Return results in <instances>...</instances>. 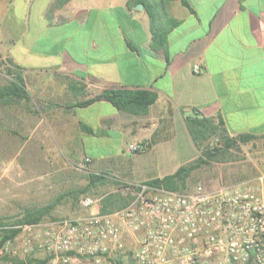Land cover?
I'll return each instance as SVG.
<instances>
[{"label":"crops","instance_id":"1","mask_svg":"<svg viewBox=\"0 0 264 264\" xmlns=\"http://www.w3.org/2000/svg\"><path fill=\"white\" fill-rule=\"evenodd\" d=\"M187 1L0 0V59L19 68L29 100L35 92L53 115L35 128L42 144L52 136L82 150L74 160L86 172L140 183L199 156L187 120L207 117L230 137L255 135L239 143L240 156H264V0ZM150 12L164 28L178 21L162 45ZM105 88L150 90L157 99L144 115L107 100L72 106ZM129 143L143 148L130 152ZM178 156L188 159L175 163ZM153 167L158 175L136 176Z\"/></svg>","mask_w":264,"mask_h":264},{"label":"built area","instance_id":"2","mask_svg":"<svg viewBox=\"0 0 264 264\" xmlns=\"http://www.w3.org/2000/svg\"><path fill=\"white\" fill-rule=\"evenodd\" d=\"M193 71L203 68L195 63ZM142 148L127 144L130 152ZM263 180L260 175L258 181ZM116 190L132 195L124 207L15 225L20 232L0 252L17 256L42 250L53 264H264L262 185L243 180L169 190L128 182ZM96 201L86 196L81 204Z\"/></svg>","mask_w":264,"mask_h":264},{"label":"rangeland","instance_id":"3","mask_svg":"<svg viewBox=\"0 0 264 264\" xmlns=\"http://www.w3.org/2000/svg\"><path fill=\"white\" fill-rule=\"evenodd\" d=\"M6 58L0 59V86L13 80L8 73ZM56 117V115H55ZM52 114L44 111V106L35 92L30 100L17 99L10 103L0 102V222L13 221L23 214L28 207H40L57 198L59 199L49 216L40 222H48L65 217H76L87 214L100 206L101 196L116 188L103 185L75 197L73 191L83 187L87 180L84 165L77 164L74 157L82 150L70 146L50 136V144L44 145L38 134L46 121H51ZM47 126V125H46ZM50 133L52 129H46ZM33 131V132H32ZM257 147L262 148L261 141ZM219 137L212 136L205 146H220ZM115 146H109L110 150ZM254 146H250L253 148ZM98 148V147H96ZM247 151V149H246ZM244 150L238 145L232 151L221 154L217 160L195 169L187 179L186 188L196 183H203L212 188L249 180L255 186L263 182L258 176L264 175V156H240ZM188 156H178L175 163H184ZM153 164L160 163V156H142ZM170 164V162H169ZM178 165V164H177ZM166 171H170L167 167ZM159 169L153 167L136 176L148 177L158 175ZM137 177V178H138ZM128 183V182H126ZM260 185V186H261ZM185 188V189H186ZM89 196L97 201L85 207L82 198ZM11 258H16L13 262ZM42 260H46L43 262ZM82 260L78 264H85ZM0 264H53L42 250H34L29 255L11 256L7 251L0 252Z\"/></svg>","mask_w":264,"mask_h":264},{"label":"trees","instance_id":"4","mask_svg":"<svg viewBox=\"0 0 264 264\" xmlns=\"http://www.w3.org/2000/svg\"><path fill=\"white\" fill-rule=\"evenodd\" d=\"M129 1L131 2V0H128V3ZM181 2L189 7V2L187 0H181ZM150 18L153 40L156 44L162 45L165 43V37L169 27L176 25L178 21H174L170 26L164 28L156 22L153 12H150ZM7 69L8 73L13 76V80L0 86V102L10 103L17 99L29 100L19 68L10 63L8 64ZM156 99L157 94L150 90L105 88L89 98L77 101L72 106L84 107L96 100H107L120 111L136 115H144L148 112L149 106L154 103ZM187 126L196 147L200 150V155L190 162L181 165L174 173L163 177L149 179L144 181L145 183L164 187L169 190H184L186 188L187 179L195 169L201 167L203 164L209 163L211 160L219 159V155L225 153L226 148L237 147L239 143H245L250 139L255 138V135L253 134H240L230 137L228 134H225V129L220 120L214 122L211 118L207 117L189 118L187 120ZM212 136L219 137L221 141L220 146H205L204 142L208 141ZM85 177L87 180L86 184L73 191L76 198L93 188L103 185H113L115 188L126 186V182L109 178L103 173L86 172ZM131 198L132 195L130 192L124 193L116 189L114 191L106 192L100 198V211L109 212L115 209H120L127 205ZM58 200L59 199L57 198L56 200L40 207H28L23 211V214L20 217H17L13 221L0 222V225L5 226L0 230V248L3 247L8 239L13 238L20 232V228L15 227V225L32 224L42 221L46 216L51 214V211ZM11 260L16 262V258H11ZM42 261L45 262L46 260Z\"/></svg>","mask_w":264,"mask_h":264},{"label":"water","instance_id":"5","mask_svg":"<svg viewBox=\"0 0 264 264\" xmlns=\"http://www.w3.org/2000/svg\"><path fill=\"white\" fill-rule=\"evenodd\" d=\"M139 6H141V4H139Z\"/></svg>","mask_w":264,"mask_h":264}]
</instances>
